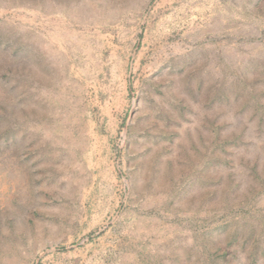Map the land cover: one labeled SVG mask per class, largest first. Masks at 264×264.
I'll use <instances>...</instances> for the list:
<instances>
[{
    "label": "rangeland",
    "instance_id": "374dc122",
    "mask_svg": "<svg viewBox=\"0 0 264 264\" xmlns=\"http://www.w3.org/2000/svg\"><path fill=\"white\" fill-rule=\"evenodd\" d=\"M0 264H264V0H0Z\"/></svg>",
    "mask_w": 264,
    "mask_h": 264
}]
</instances>
